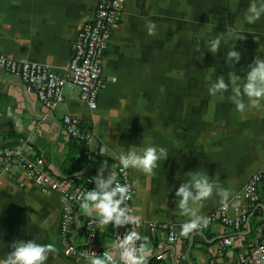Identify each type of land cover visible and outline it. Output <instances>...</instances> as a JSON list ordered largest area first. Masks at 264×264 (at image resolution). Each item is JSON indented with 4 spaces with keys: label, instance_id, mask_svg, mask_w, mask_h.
Segmentation results:
<instances>
[{
    "label": "crops",
    "instance_id": "0c3cea01",
    "mask_svg": "<svg viewBox=\"0 0 264 264\" xmlns=\"http://www.w3.org/2000/svg\"><path fill=\"white\" fill-rule=\"evenodd\" d=\"M97 1L0 0V51L41 62L65 76L78 30L94 13ZM239 1L125 0L124 19L109 45L106 85L96 108L81 99L78 89L68 82L64 101L47 113L20 77L0 70V147L26 137L50 168L62 173L60 169L69 167L82 151L80 147L70 149L71 137L63 126V116L72 114L93 135L92 157L80 173L93 177L105 167L114 174L118 159L113 153L126 152L132 145L168 149V158L160 160L151 174L131 168L136 189L132 209L141 238H150L152 222L184 223L189 219L176 207L175 194L189 171L207 173L232 193L227 204L214 193L204 202L203 215L219 211L222 205L228 206L229 213H238L248 204L241 193L243 186L264 166V107L239 111L228 98L230 88L223 96H214L209 86L221 76L230 83L231 71L246 76L256 56L264 58V16L261 49L247 44L248 48L238 50L242 57L233 61L234 66L226 59L234 41L223 44L216 54L206 44L215 38L216 25H237ZM149 22L154 25L151 33ZM208 25L214 28L206 37ZM244 37L235 43H249L258 35ZM190 41L197 48L184 49V43L188 46ZM24 178L22 186L13 175H0V259L11 251L13 240L36 239L51 245L44 264H74L63 254L66 241L59 231L66 199L59 191L48 192ZM256 208L245 232H232L217 221L202 234L166 246L165 261L225 264L226 257L214 253L223 237L235 240L230 255L235 257L241 247L262 236L264 184ZM77 217L75 235L85 241L81 226L97 217L85 213L81 205ZM101 227L98 241L105 243L113 225ZM150 249L148 259L154 254Z\"/></svg>",
    "mask_w": 264,
    "mask_h": 264
},
{
    "label": "built area",
    "instance_id": "2783aa9c",
    "mask_svg": "<svg viewBox=\"0 0 264 264\" xmlns=\"http://www.w3.org/2000/svg\"><path fill=\"white\" fill-rule=\"evenodd\" d=\"M125 0H98L94 13L81 25L73 44L71 58L66 75H60L47 65L34 60H20L0 51V70L6 71L21 78L25 87L37 94L47 113L52 112L64 101V89L68 82L79 89L80 98L91 108H96L103 87L106 85L105 63L109 45L117 28L124 19ZM63 126L70 137L88 156L92 157L93 135L82 123L81 119L72 114H65ZM11 174L25 184V178L32 179L46 191H59L66 203L63 207L59 231L66 244L63 254L74 264H90L92 256H102L104 251H111L118 256L117 245L126 230H136L139 221L120 228H114L107 242L98 241L102 229L97 225L96 218L91 217L81 226L85 241L76 238L78 222L77 210L85 193L95 188L92 176L84 173L63 174L54 172L45 157L37 151L34 143L26 137H19L0 147V175ZM23 173V177H21ZM117 180L129 186V199L125 201L130 214L133 216L132 202L135 195V185L131 168L124 169L119 161L115 164ZM264 184V166L253 173L243 186L241 193L246 197L248 204L244 205L236 214L228 212L227 205H222L219 211L208 213L209 223L188 235L181 233L182 223L152 222L150 223V238H141L139 243H147L154 251L153 257L147 264H170L165 261L164 248L176 244L183 237H192L202 234L211 224L219 221L232 232H245L250 227L251 212L260 202V187ZM92 225L91 228L88 226ZM235 240L232 236L223 237L214 252L222 258L226 257L225 264H264V225L260 240L249 246L239 249L235 257ZM232 249V250H231ZM154 259V260H153ZM153 261V262H152Z\"/></svg>",
    "mask_w": 264,
    "mask_h": 264
},
{
    "label": "clouds",
    "instance_id": "9594fccd",
    "mask_svg": "<svg viewBox=\"0 0 264 264\" xmlns=\"http://www.w3.org/2000/svg\"><path fill=\"white\" fill-rule=\"evenodd\" d=\"M262 16H264V0H251L244 14V20L252 24ZM153 28L154 25L149 22V33ZM243 33L237 28L228 29L226 33L216 35L208 41L207 49L216 54L223 44L232 40L234 43L227 50L226 59L230 65L233 61L239 62L242 53L235 47V42L245 38ZM229 75L230 83H227L223 76L212 80L209 92L214 96L217 94L223 96L230 88L231 95L228 98L239 111L264 107V58L256 56L255 61L248 66L244 77L232 71ZM168 156V149L157 145L146 147L132 145L126 152L113 153V158L118 159L124 169L135 168L148 174L153 172L160 160L165 161ZM185 175L187 179H184L175 194L176 207L180 214L189 218L181 225V233L188 235L208 225V217L201 213L208 198L215 193L222 203L227 204L232 193L200 170L189 171ZM92 180L96 186L85 193L81 207L85 213L97 217L94 219L97 225L108 226L111 223L118 229L137 222L138 218L130 214L129 207L125 203L129 199L127 184H121L114 174L107 172L105 167L98 169ZM88 227L91 228L92 225ZM139 240H141L139 232L127 229L118 242V256L111 251H104L102 256H92L90 264H147L151 249L147 243L137 244ZM50 248L51 245L38 243L36 239H15L11 243V251H8L5 258L0 259V264H44Z\"/></svg>",
    "mask_w": 264,
    "mask_h": 264
},
{
    "label": "rangeland",
    "instance_id": "374dc122",
    "mask_svg": "<svg viewBox=\"0 0 264 264\" xmlns=\"http://www.w3.org/2000/svg\"><path fill=\"white\" fill-rule=\"evenodd\" d=\"M251 2V0H240L239 1V4H238V14L236 16V19H235V26H224V25H221L218 26L216 25L215 26V35H219L221 33H226L228 31V29H231V28H237L241 31H243V35L244 36H252V35H258V38H253V40L250 38V41L249 43H246V42H237L235 44H237V50H241V49H246L248 48L247 47V44L250 45V47H254L255 49H261V44H262V41H261V33H262V26H261V22H262V17L257 20L255 23H252V24H248L245 20H244V14H245V11L247 10V7L249 5V3ZM248 24V25H247ZM213 26L212 25H208L206 27V37L209 35V34H212L213 33ZM196 38H198L196 36ZM195 42L193 41H190L188 46H187V43H184V49H193V48H197L194 46ZM206 49H207V44H206ZM208 50V49H207ZM192 60V59H190ZM232 65L234 66V63H232Z\"/></svg>",
    "mask_w": 264,
    "mask_h": 264
},
{
    "label": "trees",
    "instance_id": "16d2710c",
    "mask_svg": "<svg viewBox=\"0 0 264 264\" xmlns=\"http://www.w3.org/2000/svg\"><path fill=\"white\" fill-rule=\"evenodd\" d=\"M69 146H70V149H78L79 148L78 143L72 137L70 139ZM72 160H73V162L69 165V167L64 168V169H60V171L63 174H78L86 166V164H88V162H89L88 156H86V154L82 151H81L80 157H78L77 159H72ZM257 210H258V208H255L252 211L251 216H253V215L255 216L258 212ZM206 238L208 239L211 237L206 236Z\"/></svg>",
    "mask_w": 264,
    "mask_h": 264
},
{
    "label": "water",
    "instance_id": "95a60500",
    "mask_svg": "<svg viewBox=\"0 0 264 264\" xmlns=\"http://www.w3.org/2000/svg\"><path fill=\"white\" fill-rule=\"evenodd\" d=\"M78 89V88H77ZM78 91H79V89H78Z\"/></svg>",
    "mask_w": 264,
    "mask_h": 264
}]
</instances>
